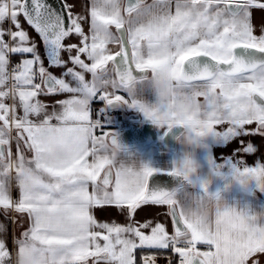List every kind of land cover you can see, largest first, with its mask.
Returning a JSON list of instances; mask_svg holds the SVG:
<instances>
[{
    "label": "snow or ice",
    "instance_id": "1",
    "mask_svg": "<svg viewBox=\"0 0 264 264\" xmlns=\"http://www.w3.org/2000/svg\"><path fill=\"white\" fill-rule=\"evenodd\" d=\"M72 8L67 0L63 12L46 0H0V208L26 217L28 225L13 238V252L6 238H0V264H88L90 258L91 264H137L138 248L171 249L179 264H264V255L258 256L264 254V228L250 226L236 208L206 213L212 198L222 200L208 191L206 182L193 181L197 191L181 199L174 191L151 187L150 178L159 170L119 164L120 146L109 131L95 134L103 128L98 119H91L89 108L99 96L106 105L137 108L157 126L198 129L197 137L211 135L228 143L249 135L264 137V26L256 34L252 23V10L264 9V2L91 0L84 15H74ZM21 17L42 41L48 67ZM73 34L80 37L79 45H65ZM110 44L119 50L113 54ZM65 52L67 61L62 58ZM17 54L30 58L13 65L11 58ZM50 68L65 71L58 77ZM149 71L151 80L133 75ZM85 72L91 73L90 81ZM65 77H71L74 86ZM169 77L186 83L169 92ZM137 83L154 92L161 88L155 103L133 95ZM118 91H127V98ZM61 93L71 95L56 102L59 110L49 112L38 99ZM225 124V130H216L215 125ZM201 141L189 137V144ZM240 144L233 156L257 150L250 142ZM224 163L236 181L254 180L264 191V164L258 161L250 167L232 156ZM9 167L14 171L11 179L5 171ZM194 167L186 155L164 174L183 173L188 179ZM214 174L220 175L219 167ZM13 186L18 198L11 194ZM145 204L167 206L171 234L160 223H132L135 211ZM105 205L126 212L129 223H98L91 209ZM148 228L150 234H145L142 229ZM199 244L208 250L201 251ZM141 260L156 264V255Z\"/></svg>",
    "mask_w": 264,
    "mask_h": 264
},
{
    "label": "crops",
    "instance_id": "2",
    "mask_svg": "<svg viewBox=\"0 0 264 264\" xmlns=\"http://www.w3.org/2000/svg\"><path fill=\"white\" fill-rule=\"evenodd\" d=\"M64 1V0H63ZM67 3L72 4V12L74 15H84L87 12V8L91 3V0H67ZM21 24L23 29L29 34L31 41L35 42L37 44L38 50L41 53L42 59L45 61V67H48L47 65V59L46 55L44 54V48L43 43L40 40L37 33L27 24L26 21L23 20L21 17ZM90 20V18H89ZM255 20V19H254ZM256 20L261 22V26H264V16H258L256 17ZM85 32H87V29L89 27L88 23H85L84 25ZM255 29L256 26L254 25ZM115 33L114 26L111 29ZM80 37L76 36L75 34L71 35L69 38L64 40L65 45L69 44H76L79 45ZM109 50L114 54L116 51L119 50L118 45L110 44L107 46ZM24 58H30V56H20V55H13L11 58V63L14 61L20 62ZM62 58L66 61L68 60V54L62 53ZM81 59H83L86 63H91L85 56H81ZM68 67H72L70 61H68ZM109 68H111V63L108 65ZM77 71H81L79 68L76 69ZM49 71H51L56 76H61L62 73L65 71L64 68H50ZM86 80H91V73H84ZM148 76H151V72H148ZM65 79L70 82L73 86L75 84L74 81H72L71 77H65ZM39 82V81H37ZM108 91H111L109 88ZM118 95H122L125 98L128 96L127 91H118ZM71 94L69 93H61L58 95H41L38 97L39 100H41L43 103L48 105V111L51 112L53 108L56 110H59V105L56 103L59 100L67 99L69 98ZM133 95L137 97H142L143 100L149 104L155 103L156 96L155 92L152 88L148 87L147 85H143L141 83H137L133 89ZM202 102L203 98H199ZM98 100V101H96ZM10 102V101H9ZM100 101L99 96L94 98L90 101V116L91 119L95 120L98 119L97 114L99 111L98 107L99 105L103 104ZM124 117L126 116H133L134 114H141L144 116L142 112H140L137 108L129 107L128 104H124V110L122 112ZM53 123H56V121H52ZM125 124V127H127L128 123L123 122ZM137 123H135L136 125ZM136 126H139L136 125ZM124 127V128H125ZM246 128H253L255 125H247ZM101 128L103 129H96L95 134L97 136L103 135L104 131H109L112 134H115L120 129L117 127L111 126H104L101 125ZM155 132L158 135V137H161L166 130H168L167 126H157L154 124ZM215 128L217 131H223L227 128V125H215ZM123 129V127H122ZM184 129L181 133H183ZM181 133L176 137V146L174 150H168L163 146V144L160 141H156L154 143H151L147 145L142 150L137 149H130V150H121L117 155L118 157H127L131 156L135 160H137L142 165H147L153 169H157L159 171L157 172H165L166 170H169L173 167L174 164L178 163L182 160V158H179V156L176 154V148L177 145L179 147V144L184 143V137L181 135ZM15 130H13L12 135L14 136ZM243 140L244 144L252 143L254 147L257 149L252 154H245L242 152H237L235 156H233V153L236 149L241 147L240 141ZM220 143V144H219ZM185 146L189 149L196 152L197 158L201 159L200 154L206 155L205 165L206 168L202 172L201 170L198 171V175L201 177L211 176L212 182L209 185L208 191L210 193H218L219 196L224 200L228 205H235L237 208H243V209H250V210H256L261 211L264 210V191H261L254 180L248 181L246 184H241L235 179L232 178L230 174V168L227 164L224 163V159L232 156L234 160L236 159H242L244 163L247 166L254 167L255 164L259 161L260 163L264 164V137H261L259 135H249L247 137H239L234 139L232 142L228 143L226 141L219 140L217 138L212 137L211 135L205 137L199 144L196 145H189L185 144ZM12 150L15 152V140L12 142ZM24 153L26 158L31 157V153L27 151V149H24ZM189 156L193 158L189 153ZM204 157V156H203ZM90 159V158H89ZM196 162V159L193 160ZM207 163L209 164V167H207ZM219 167L220 168V175L214 174V168ZM202 173V174H201ZM14 183V182H13ZM11 194L14 198H18V189H16L14 186L10 188ZM89 191H91V186H89ZM167 206L165 205H155V204H145L141 205L140 208H138L135 213L133 214V220L132 223H135L137 226L139 224H143L145 222H151L152 226H155L156 223H160L165 226L166 230L169 232V234L172 233V222L171 217L167 215ZM92 215L94 216L95 220L98 223H108V224H118V225H125L129 223L127 219L126 212L121 211V209L115 207V206H97L91 209ZM0 224H2L5 228V232L0 233V238H6V245L8 247L9 252H13L14 250V243L13 238H18L20 233L25 230V228L28 226L26 223V217H20L18 214H15L11 211H8L5 213V210L3 208H0ZM99 230V229H95ZM142 231L145 232V234H150V228L148 229H142ZM197 247L204 249L203 251L208 250L207 247L203 244L197 245ZM166 250H169L170 252L168 254H164ZM136 253H139V262L138 264H143V261L141 260V257L148 256V255H156V264H168L169 259L172 260V264H178L176 262L177 258H179L178 254L173 253L171 249H136L134 254L136 256ZM264 255V254H258V256ZM88 264H91V258L89 259ZM100 264H104L103 261L100 262Z\"/></svg>",
    "mask_w": 264,
    "mask_h": 264
},
{
    "label": "water",
    "instance_id": "3",
    "mask_svg": "<svg viewBox=\"0 0 264 264\" xmlns=\"http://www.w3.org/2000/svg\"><path fill=\"white\" fill-rule=\"evenodd\" d=\"M63 2V0H46L48 5L61 12H63ZM64 15L65 26H67V14L65 13ZM133 75L138 79L143 76L144 73L134 72ZM107 108L109 110H123L124 106L123 104H112L107 105ZM182 130V126H173L172 128L166 130L161 137H158L155 132L154 124L147 117H145L139 126L130 124L113 135L121 150H142L147 145L156 141H160L168 150H174L176 146V137L182 132ZM178 184V178L166 175L164 172L156 171L153 173V177L150 178L151 187L164 191L172 192L177 188Z\"/></svg>",
    "mask_w": 264,
    "mask_h": 264
},
{
    "label": "clouds",
    "instance_id": "4",
    "mask_svg": "<svg viewBox=\"0 0 264 264\" xmlns=\"http://www.w3.org/2000/svg\"><path fill=\"white\" fill-rule=\"evenodd\" d=\"M161 75L166 76V73H162ZM143 77L145 78V80H151L153 77V74L151 73V76H148L147 73H144ZM185 83L186 81H182V80L174 81L169 77L167 78L166 87L169 92L178 91L179 89L183 88ZM160 92H161V88L157 87L155 95L159 96ZM183 96L184 94L180 93L181 99L183 98ZM161 99L166 101L167 97L162 96ZM183 129L184 131L183 133H181V135L184 137V141L187 144H189V137H192L193 140H203L205 138V137L196 136V132L198 131V129L190 128V127H184ZM189 145H196V144H189ZM118 162L119 164H122L125 168L132 169V170H138L141 166V164L137 160L132 158L130 155L127 157H118ZM5 171L9 179L14 177L13 169L9 167V168H6ZM176 178L179 179V184L177 188L174 190V197L176 199H181L185 194L194 193L197 191V189L193 187V181L196 182L197 184H200V182H206L207 188H209V185L212 182L211 176H206V177L199 176L197 174L196 167H194L192 171L188 173V179L184 178L183 173H181V175ZM225 206L236 208L237 210H242L245 215L246 222L250 226L264 228V210L256 211V210H250V209H241V208H237L235 205H228V204L226 205L224 200L218 201L215 198H212L210 200V203L204 209V211L206 213L215 214L219 209H222ZM232 235L237 236L238 233L233 232Z\"/></svg>",
    "mask_w": 264,
    "mask_h": 264
},
{
    "label": "rangeland",
    "instance_id": "5",
    "mask_svg": "<svg viewBox=\"0 0 264 264\" xmlns=\"http://www.w3.org/2000/svg\"><path fill=\"white\" fill-rule=\"evenodd\" d=\"M107 109H106V106H105V102H103V104H101V105H99V107H98V110L97 111H99L97 114H99V113H105V111H106ZM123 114H122V112H121V116H122ZM115 124L118 126V127H125V124H123V121H121V120H116L115 121ZM186 144V143H185ZM185 144L184 143H181V144H179V147H178V145H177V148H176V154L179 156V158H184L186 155L187 156H189V153L192 155V156H194L193 158H191V159H196V162H194L195 163V165H196V171H197V174L199 173L198 171H204V169L206 168V163H205V160H206V155L205 154H200V157H201V159H198L197 158V154H196V152L194 153V151H192V150H189L186 146H185ZM204 156V157H203ZM207 167H209V164L207 163ZM202 174V173H201ZM199 248V247H198ZM201 251H203L204 249H202V248H199Z\"/></svg>",
    "mask_w": 264,
    "mask_h": 264
},
{
    "label": "built area",
    "instance_id": "6",
    "mask_svg": "<svg viewBox=\"0 0 264 264\" xmlns=\"http://www.w3.org/2000/svg\"><path fill=\"white\" fill-rule=\"evenodd\" d=\"M17 63H19V62L18 61L12 62L13 65L17 64ZM137 117H138V115L127 116V117L125 116L124 122L130 123L134 119H136ZM119 119H120V114L116 110H106L105 113H99V115H98V120L100 121V125H104V126L113 125L114 127H118L115 124V121L119 120ZM176 262L179 264V258H177Z\"/></svg>",
    "mask_w": 264,
    "mask_h": 264
},
{
    "label": "flooded vegetation",
    "instance_id": "7",
    "mask_svg": "<svg viewBox=\"0 0 264 264\" xmlns=\"http://www.w3.org/2000/svg\"><path fill=\"white\" fill-rule=\"evenodd\" d=\"M261 2H264V0H261ZM258 16H264V9H253L252 10V23H253V25H255L256 26V34H259V29H260V27H261V22L259 21H257L256 20V17H258ZM255 19V20H254ZM96 101H98V100H96ZM100 101H103V100H101L100 99ZM99 102V101H98ZM103 103V102H102ZM105 106H106V109H108L107 108V105L105 104ZM123 106H124V104H123ZM123 110H124V108H123ZM123 110H118V112H119V114H120V119L119 120H121V121H123L124 122V115H122L121 116V112H123ZM134 115H136V114H134ZM138 115V117L136 118V119H134L132 122H130V123H128V124H133V125H135V123H137L136 125H140L142 122H143V120H144V118H145V116H143V115H141V114H137ZM120 130H122V128L120 127L119 128ZM119 130V131H120ZM180 134V133H179ZM178 134V135H179ZM224 142V141H223ZM220 144V143H219Z\"/></svg>",
    "mask_w": 264,
    "mask_h": 264
},
{
    "label": "trees",
    "instance_id": "8",
    "mask_svg": "<svg viewBox=\"0 0 264 264\" xmlns=\"http://www.w3.org/2000/svg\"><path fill=\"white\" fill-rule=\"evenodd\" d=\"M169 252H170L169 250H166L164 252V254H168ZM136 261H137V264H138V262H139V253H136Z\"/></svg>",
    "mask_w": 264,
    "mask_h": 264
}]
</instances>
